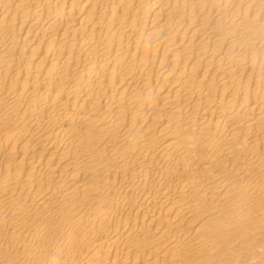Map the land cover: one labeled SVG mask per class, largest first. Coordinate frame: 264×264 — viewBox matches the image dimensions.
Instances as JSON below:
<instances>
[{
  "label": "bare ground",
  "instance_id": "bare-ground-1",
  "mask_svg": "<svg viewBox=\"0 0 264 264\" xmlns=\"http://www.w3.org/2000/svg\"><path fill=\"white\" fill-rule=\"evenodd\" d=\"M0 264H264V0H0Z\"/></svg>",
  "mask_w": 264,
  "mask_h": 264
}]
</instances>
